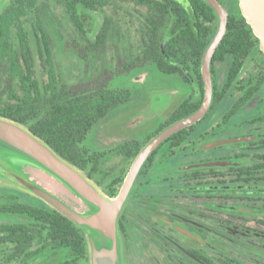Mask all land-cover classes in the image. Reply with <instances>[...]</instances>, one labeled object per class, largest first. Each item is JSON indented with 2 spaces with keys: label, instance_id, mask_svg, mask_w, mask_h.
I'll list each match as a JSON object with an SVG mask.
<instances>
[{
  "label": "flooded vegetation",
  "instance_id": "af4514ba",
  "mask_svg": "<svg viewBox=\"0 0 264 264\" xmlns=\"http://www.w3.org/2000/svg\"><path fill=\"white\" fill-rule=\"evenodd\" d=\"M217 1L228 17L237 14L238 0ZM213 11L214 19L203 23L210 32L203 35L207 44L198 66L189 54L184 55L185 51L175 49L174 54L165 56L166 61L178 67L171 73H178L192 83V95L186 99L190 103L200 101L198 108L204 98L202 61L219 22ZM172 36L168 26L160 42L163 55ZM212 58L213 55L209 66L212 83L209 108L192 124L182 143L172 146L173 140L165 141L166 138L148 156L120 211L117 218L120 264H264V53L257 38L234 81H229L232 54H227L224 60ZM197 72L201 74L202 90ZM241 112L251 113L234 121ZM223 126L241 132L209 141L208 137ZM166 143L167 150L160 156ZM81 145L85 147L83 142ZM217 147L219 152L214 154L212 151ZM214 161L224 165L184 169L187 165ZM28 168L23 167L21 172L33 180ZM245 168L248 170L244 171ZM0 177L19 186L4 174L0 173ZM93 179L99 182L97 177ZM38 201L44 203L37 196L0 184V247L5 246L7 262L28 264L43 250L35 255H14L15 241L7 237L5 230L33 221L28 215L6 211L4 207L16 203L42 206Z\"/></svg>",
  "mask_w": 264,
  "mask_h": 264
},
{
  "label": "trees",
  "instance_id": "16d2710c",
  "mask_svg": "<svg viewBox=\"0 0 264 264\" xmlns=\"http://www.w3.org/2000/svg\"><path fill=\"white\" fill-rule=\"evenodd\" d=\"M53 1L65 8L74 27L81 33L86 32L87 11L102 10L110 2V0ZM135 2L146 6V15L143 16L144 46L139 57V65L151 62L165 72H176L178 67L166 61L165 56L174 54L177 49L185 51L184 55L189 54L195 65L200 64L207 44L203 35L206 36L210 32V28L205 27L203 23L212 21L215 17L212 7L206 1L135 0ZM44 4L43 0H8L0 10V116L24 125L60 157L82 170L88 178H92L94 173L102 171L104 154L91 153L81 143L102 118L131 98V91L125 87L111 88L109 78L93 87L82 85L81 88H74L75 85L62 83L53 66V40L48 29L49 16ZM171 17H174L173 21ZM28 21L30 29L26 25ZM108 26L109 18L104 15V21L95 33L94 40L88 42V51H103ZM168 26L173 36L166 43L163 55L160 42ZM254 43H257V37L240 10L238 9L237 14L231 13L225 35L212 58L224 60L227 54H232L233 68L229 70V81H234L238 77L240 67ZM37 64L47 74L44 83H40L36 78ZM131 67L133 65L127 66L124 72ZM197 74L202 90L201 74L199 72ZM199 103L200 101L190 103L188 99L181 102L155 134L167 125L193 113ZM191 127L192 124L180 129L165 141L173 140L172 146L179 145L187 139ZM142 146L140 142L129 140L116 147L115 151L124 158L133 159ZM243 170L247 171L248 168ZM198 171L194 169L193 172ZM104 176H108V173ZM122 179L123 176H115L106 184L100 183L103 192L109 197H114ZM62 185L60 189L64 193L65 186ZM4 209L28 215L33 221L32 224L18 223L8 226L5 230L7 237L15 241L14 255L21 257L32 253L35 255L47 248H63L68 250L69 257L64 263L58 264H78L89 260L85 229L52 207L16 203Z\"/></svg>",
  "mask_w": 264,
  "mask_h": 264
},
{
  "label": "rangeland",
  "instance_id": "374dc122",
  "mask_svg": "<svg viewBox=\"0 0 264 264\" xmlns=\"http://www.w3.org/2000/svg\"><path fill=\"white\" fill-rule=\"evenodd\" d=\"M43 1L49 16L48 29L53 40V66L62 83L75 85L74 88H81L82 85L93 87L104 83L109 78L108 83L111 88L125 87L131 91V98L111 110L87 133L83 140V145L88 150L104 153L102 171L93 175V178L95 176L101 178L100 182L96 183V179L93 178L90 180L106 195L103 192V186L99 184H106L115 176H123L124 179L133 160L124 158L115 151V148L129 140H135L144 145L150 139L147 138L155 134V131L166 122L174 109L192 95L193 85L178 73L159 70L154 63L138 64L144 46L143 16L146 15V6L135 0H110L102 10L87 11L86 32L81 33L74 27L62 5L56 4L53 0ZM7 3L8 0H1L0 10ZM104 15L109 18L105 48L103 51H88V42L94 40L95 33L104 21ZM29 24V21L26 22L28 29H30ZM83 52H85L84 55ZM132 65L133 67L125 73L126 67ZM36 78L40 83H44L47 79L46 72L38 64ZM251 112H241L233 119L237 121ZM204 122L205 120L203 124ZM240 132L238 128L228 130L223 126L218 132L210 135L208 140L227 139L239 135ZM167 147V143L162 146L160 156L167 150ZM218 148L212 152L218 153ZM161 165L164 166L165 162ZM28 169L33 171L32 173L27 170L35 182L37 181L62 202L80 213L88 211L83 201L66 186L63 188L64 193L62 192L61 182L41 169L32 167ZM106 173L108 176L105 177ZM0 184L13 186L24 193L32 194L2 177H0ZM38 202L50 207L45 202ZM18 220L25 221V218L18 217ZM5 251V246L0 247V264H13L4 259ZM68 257L69 252L66 249L47 248L28 264H58L65 262ZM78 264H90V259L85 263L78 262Z\"/></svg>",
  "mask_w": 264,
  "mask_h": 264
},
{
  "label": "water",
  "instance_id": "95a60500",
  "mask_svg": "<svg viewBox=\"0 0 264 264\" xmlns=\"http://www.w3.org/2000/svg\"><path fill=\"white\" fill-rule=\"evenodd\" d=\"M215 10L219 22L214 38L207 47L202 61L204 98L200 107L156 133L138 151L114 197H107L82 170L60 157L42 139L32 134L24 125L0 116V173L19 186L41 198L50 207L85 229L90 264H120L117 218L130 193L136 176L148 156L166 138L180 129L198 121L207 111L212 100L210 78L211 57L225 34L228 14L217 0H205ZM239 9L264 53V0H238ZM165 40L161 46L164 45ZM224 165L221 161L191 164L184 167ZM38 168L66 186L88 207L80 213L58 197L31 180L21 169Z\"/></svg>",
  "mask_w": 264,
  "mask_h": 264
}]
</instances>
